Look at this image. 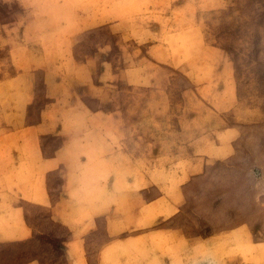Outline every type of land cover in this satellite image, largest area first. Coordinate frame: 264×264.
Returning <instances> with one entry per match:
<instances>
[{
	"label": "rangeland",
	"instance_id": "obj_1",
	"mask_svg": "<svg viewBox=\"0 0 264 264\" xmlns=\"http://www.w3.org/2000/svg\"><path fill=\"white\" fill-rule=\"evenodd\" d=\"M0 264H264V0H0Z\"/></svg>",
	"mask_w": 264,
	"mask_h": 264
},
{
	"label": "crops",
	"instance_id": "obj_2",
	"mask_svg": "<svg viewBox=\"0 0 264 264\" xmlns=\"http://www.w3.org/2000/svg\"><path fill=\"white\" fill-rule=\"evenodd\" d=\"M30 200H32L34 202H39V200L37 198H31Z\"/></svg>",
	"mask_w": 264,
	"mask_h": 264
}]
</instances>
